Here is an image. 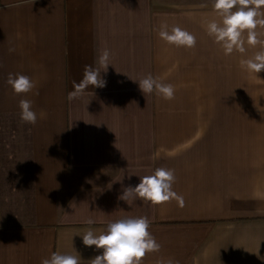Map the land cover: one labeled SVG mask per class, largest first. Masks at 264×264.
<instances>
[{
	"label": "crops",
	"instance_id": "0c3cea01",
	"mask_svg": "<svg viewBox=\"0 0 264 264\" xmlns=\"http://www.w3.org/2000/svg\"><path fill=\"white\" fill-rule=\"evenodd\" d=\"M213 21V0H0V264L53 252L91 264L102 250L79 235L125 217H146L160 245L141 264H264V71L241 66L260 46L225 55ZM161 23L194 46L166 44ZM86 65L106 86L69 99ZM9 74L34 87L14 94ZM148 74L173 98L143 94ZM157 168L173 170L183 205L118 199Z\"/></svg>",
	"mask_w": 264,
	"mask_h": 264
},
{
	"label": "clouds",
	"instance_id": "9594fccd",
	"mask_svg": "<svg viewBox=\"0 0 264 264\" xmlns=\"http://www.w3.org/2000/svg\"><path fill=\"white\" fill-rule=\"evenodd\" d=\"M264 0H213V9L221 16V22L215 21L207 25V33L222 48L225 55L233 51L245 52V43L249 46L259 45L260 50L254 56L241 61L242 68L249 73L264 71V39L256 32L258 26H264ZM233 9H235L233 11ZM247 33L246 39L244 33ZM159 38L168 45L191 48L195 37L185 29L174 26L169 29L166 23H161ZM109 51L103 50L98 57V63L107 68ZM143 94L153 93L165 100L174 95L171 84H165L151 74L136 81ZM8 85L16 95H23L34 87L30 78L22 74H9ZM89 86L103 88L106 81L91 66L86 65L83 77L79 83L73 84V90L68 98L73 99ZM20 120L23 123L35 124L37 114L31 108V101L20 99ZM174 172L171 169L157 168L151 175L139 177L135 186H127L118 197L126 203L130 199L140 198L156 205L170 199H176L183 205V197L172 190ZM92 225V219L87 220ZM149 221L146 217H125L109 222L106 229L97 235L90 227L83 235H79L85 246H95L94 250H102L91 259V264H141L146 253L156 252L160 245L149 232ZM41 264H79L75 255L53 252L49 258L42 259ZM167 264H173L171 260Z\"/></svg>",
	"mask_w": 264,
	"mask_h": 264
},
{
	"label": "rangeland",
	"instance_id": "374dc122",
	"mask_svg": "<svg viewBox=\"0 0 264 264\" xmlns=\"http://www.w3.org/2000/svg\"><path fill=\"white\" fill-rule=\"evenodd\" d=\"M28 169L26 168V172H25V169H24V180L26 181V182H28Z\"/></svg>",
	"mask_w": 264,
	"mask_h": 264
}]
</instances>
